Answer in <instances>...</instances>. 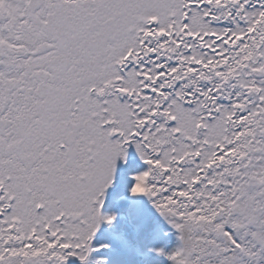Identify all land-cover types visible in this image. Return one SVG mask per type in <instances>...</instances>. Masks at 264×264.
<instances>
[{"label":"snow or ice","instance_id":"1","mask_svg":"<svg viewBox=\"0 0 264 264\" xmlns=\"http://www.w3.org/2000/svg\"><path fill=\"white\" fill-rule=\"evenodd\" d=\"M0 264H264V0H0Z\"/></svg>","mask_w":264,"mask_h":264}]
</instances>
